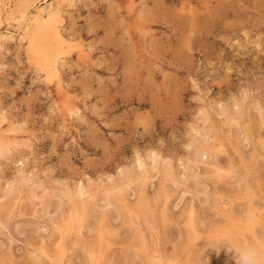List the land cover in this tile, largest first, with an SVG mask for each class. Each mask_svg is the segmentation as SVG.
Masks as SVG:
<instances>
[{
  "label": "rangeland",
  "instance_id": "374dc122",
  "mask_svg": "<svg viewBox=\"0 0 264 264\" xmlns=\"http://www.w3.org/2000/svg\"><path fill=\"white\" fill-rule=\"evenodd\" d=\"M246 257L264 0H0V264Z\"/></svg>",
  "mask_w": 264,
  "mask_h": 264
},
{
  "label": "clouds",
  "instance_id": "9594fccd",
  "mask_svg": "<svg viewBox=\"0 0 264 264\" xmlns=\"http://www.w3.org/2000/svg\"><path fill=\"white\" fill-rule=\"evenodd\" d=\"M245 264H250V261H249L248 257L245 258Z\"/></svg>",
  "mask_w": 264,
  "mask_h": 264
},
{
  "label": "bare ground",
  "instance_id": "6f19581e",
  "mask_svg": "<svg viewBox=\"0 0 264 264\" xmlns=\"http://www.w3.org/2000/svg\"><path fill=\"white\" fill-rule=\"evenodd\" d=\"M34 2V1H33ZM29 6V5H28ZM41 12V11H40ZM50 12V11H49ZM52 12V11H51ZM51 14V13H50ZM35 19H37L36 17H35ZM34 19V20H35ZM42 19V18H41ZM52 19H54V17L52 16ZM25 21V20H24ZM50 22V21H49ZM46 23V22H45ZM37 24V23H36ZM26 25V24H25ZM32 25H33V23H32ZM203 146V145H202Z\"/></svg>",
  "mask_w": 264,
  "mask_h": 264
}]
</instances>
